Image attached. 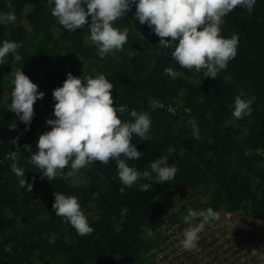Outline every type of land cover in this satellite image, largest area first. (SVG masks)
Returning a JSON list of instances; mask_svg holds the SVG:
<instances>
[{"label":"trees","instance_id":"1","mask_svg":"<svg viewBox=\"0 0 264 264\" xmlns=\"http://www.w3.org/2000/svg\"><path fill=\"white\" fill-rule=\"evenodd\" d=\"M8 3L0 0V13L11 11ZM11 3L17 19L15 23L0 21V46L5 40L22 42L17 50L22 59L13 63L9 54L0 64V264H151L149 250L159 241L160 232L147 235L145 229H155L154 220L162 216L176 219L173 209L179 200L205 191L210 195L204 210L243 209L254 219L264 220V0H256L250 14L237 7L224 17L220 34L238 37L237 54L215 79L204 77V70L180 67L171 57L172 49L160 46L147 24L135 19L134 5L113 23L120 30L128 29L127 43L102 59L90 40L88 25L75 32L64 29L51 15L47 0ZM24 16L30 29L23 23ZM79 58L85 65H80ZM169 67L177 72L175 77L164 74ZM20 69L45 94L35 102L29 126L9 110L14 78L10 74ZM68 73L77 78L103 74L114 85L115 107L127 106L126 113H118L122 120L130 119L133 109L149 114L150 139H132L141 158L126 162L138 171H150L151 162L167 155L168 165L178 168L173 181L153 182L141 192L139 185L150 183L142 179L121 194L115 161L93 163L74 177L67 176L69 166L63 178H42L40 170L28 162L32 152L25 146L35 151L39 135L51 130L46 120L55 119L52 93ZM4 87L7 97L2 95ZM240 93L252 111L236 119L232 113ZM150 99L160 100L174 113L153 109ZM13 122L17 127L10 129ZM169 148L174 149L170 155ZM17 150L16 163L25 169L24 187L11 170L10 153ZM248 150L251 155L245 154ZM77 178L79 182L73 183ZM28 183L33 185L30 192ZM54 192L78 198L94 229L91 235H78L55 215ZM185 207L184 203L179 210Z\"/></svg>","mask_w":264,"mask_h":264},{"label":"clouds","instance_id":"2","mask_svg":"<svg viewBox=\"0 0 264 264\" xmlns=\"http://www.w3.org/2000/svg\"><path fill=\"white\" fill-rule=\"evenodd\" d=\"M255 4L256 0H47L51 15L64 29L75 32L88 25L90 40L102 59L121 51L127 43L128 29L120 30L113 27V23L130 12L134 5L135 19L140 24H147L159 37L160 46L172 49L171 57L180 67L197 72L204 70L203 76L213 79L227 68L228 62L237 54L238 37L224 38L220 34L224 17L237 7L245 8L250 14ZM8 8L11 11L0 13V21L15 23L17 17L11 0ZM88 17H91L90 24ZM21 47L22 42L5 40L0 46V64L5 63L9 54L13 56V63L20 61L22 57L17 50ZM164 74L175 77L177 72L169 67L164 69ZM10 75L14 78L11 80L13 90L9 110L29 126L35 115L34 104L45 94L38 91V86L21 69ZM113 88L114 85L103 74L95 78H77L68 73L62 86L53 91L55 119L46 120L51 130L39 135L35 151L31 146H25L27 151L32 152L28 162L40 170L42 178L46 177L49 181L63 178L64 169L69 166L71 171L67 176L74 177L82 168L93 163L108 165L110 161H115L122 185L118 189L121 194L125 193V188L142 179L150 183L140 184L141 192L148 191L153 182L164 184L174 180L178 168L168 165L167 155L151 162L150 171H138L126 162L141 158V152L132 144V139L137 136L142 141L149 140L152 121L147 112L138 113L134 109L128 113L130 119L122 120L118 113H126L128 109L126 105L115 107ZM243 95L240 93L235 97L232 114L236 119L251 115L250 103L242 99ZM150 103L153 109L174 113L171 107L166 108L158 99H150ZM189 123L195 127L194 120ZM9 127L15 129L17 125L13 122ZM18 139L12 143L15 144ZM173 151L169 148L168 154ZM245 154L251 155V150ZM256 154L259 155L260 150ZM18 155L19 150L10 153L13 160L11 170L21 178L20 185L24 187L27 183L25 169L16 163ZM78 182V178L73 180V183ZM32 187L31 183L27 184L29 192ZM54 197L52 208L55 215L69 223L78 235H91L94 229L81 210L78 198L59 192H54ZM219 219L220 214L211 207L201 211L189 208L183 217L184 223L190 226L183 231L182 248L185 251L196 249L199 234L205 226ZM197 220L199 223L193 225Z\"/></svg>","mask_w":264,"mask_h":264},{"label":"built area","instance_id":"3","mask_svg":"<svg viewBox=\"0 0 264 264\" xmlns=\"http://www.w3.org/2000/svg\"><path fill=\"white\" fill-rule=\"evenodd\" d=\"M181 223L163 225L165 237L152 249L153 264H264V230L229 221L218 226L209 223L199 234L197 248L185 251L180 241L190 225Z\"/></svg>","mask_w":264,"mask_h":264},{"label":"rangeland","instance_id":"4","mask_svg":"<svg viewBox=\"0 0 264 264\" xmlns=\"http://www.w3.org/2000/svg\"><path fill=\"white\" fill-rule=\"evenodd\" d=\"M38 2H43L45 0H36ZM31 8V5L29 4L25 9V13ZM23 23L24 25L30 29V25L28 22V19L26 18V16H24L23 18ZM79 62L80 65H85L84 61L79 58ZM2 95L4 97H7L8 95V90L7 88H3L2 89ZM210 193L205 191L202 193H199L191 198L185 199V200H179L177 203V206L173 209L174 213H177V217L176 219L172 220L167 218V216H162L159 218H156V220H154V224L156 226L155 229L151 228V227H147L146 230V234L147 235H154L156 231L160 232V239L159 241H161L162 239H164L165 237V233L163 231V225L165 223H184L183 217L187 214V210L189 208H192L193 210L196 211H201L204 210L203 208V204L204 202L208 199ZM176 200H178V197H175ZM186 205V207L182 210H179V206L184 204ZM218 213L220 214V219L218 221H212L210 222L212 224V226H218L220 224H222L224 221H229V222H233L235 225L237 226H242V227H246V228H253L256 229L257 231H262L264 230V220L261 219H254L249 212L244 211L243 209H239V210H234V211H230L227 209H221L218 211ZM199 221V220H197ZM182 225V223L180 224ZM159 241L155 244L157 245L159 243ZM172 243V241L170 242ZM155 245H153L150 250H149V254L152 256V263H154V259L156 257V255L154 256V254L152 253V249L155 247Z\"/></svg>","mask_w":264,"mask_h":264}]
</instances>
